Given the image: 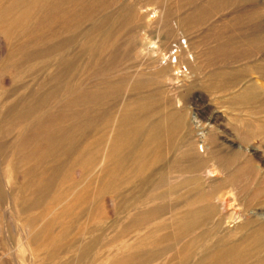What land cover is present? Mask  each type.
Masks as SVG:
<instances>
[{"label":"rangeland","instance_id":"rangeland-1","mask_svg":"<svg viewBox=\"0 0 264 264\" xmlns=\"http://www.w3.org/2000/svg\"><path fill=\"white\" fill-rule=\"evenodd\" d=\"M15 1L17 0H0V12L11 7V15L9 14L8 17L13 18L15 12L21 8L26 11L30 7V11L28 10L27 17L20 24L23 26L12 32L14 33L12 37L9 36L10 31L3 32L0 28V49H2L0 52V195L2 194V197L0 196V264L16 262L33 264L30 262L31 248L18 246L22 240L21 228L25 224L19 219L22 212L19 202L26 197V204L30 208L50 206L51 195L62 184L53 186L49 190L52 194L47 193L45 196V187H40L37 180H32L30 176L23 175L36 158L40 157L39 151L31 159L24 157L26 150L30 149L34 153L38 148V144L35 145L38 141L39 133L36 131L38 125H41L44 131L48 127L51 130L56 127L66 130L68 134L64 137V146L66 143L68 145V141L77 146L78 143L91 140L98 134L105 113L109 111L114 113L130 80L146 82L149 77L153 78L154 71L150 67L154 68L155 65L164 68V77L159 84L162 97L173 100L175 93H182L189 98L190 106L196 105L205 116L214 119L213 122L221 127V131H224L220 135L221 138L229 140L236 147L247 145L251 151H257L264 161V143L262 147L259 146L264 142V138L244 129L242 122L246 120L253 124L258 121L264 122V77L255 68L260 64L264 66V0H27L23 4L20 0L19 5ZM31 1L35 2L33 8V5H30L33 4ZM23 5L26 8H23ZM2 13H0L1 17ZM240 68H249L246 79L254 80L262 89L257 101L246 106L241 103H227L245 82L231 92L210 90L203 86L211 71L236 72ZM117 83L123 85V91L120 90L109 98L105 96L103 99L93 92L99 88L103 89V86L107 88L110 84ZM153 88L154 84L144 87L141 94H146ZM34 89L43 96L36 118L33 117L34 119L24 126L14 123L13 114L17 113L18 109L12 112L18 107L16 94L28 95L35 92ZM69 101L73 102L69 105ZM26 102L23 106L29 104V101ZM37 117H41L39 124L35 121ZM47 119H51L52 123H47ZM63 122L65 124H62ZM89 122H92V125H89ZM105 129L107 132L109 127ZM73 135H76L77 140ZM26 137L30 138L29 147L20 143ZM11 149H15L16 152L12 154L13 163L7 164L6 159L9 155L6 158L4 154L7 151L9 154ZM55 155L42 156V162L38 163L37 170L42 169L51 174L53 168L60 166L58 170L54 169L57 174L54 175L56 179L59 171L60 173L62 169L65 171L68 156ZM258 162L262 164V161ZM68 172L69 178H79L77 168L73 167ZM222 174L217 176L220 177ZM2 175L11 181L15 194L18 192L20 197L16 198L17 203L15 199L14 202L12 201V194H10L11 200L8 199V193L3 187ZM255 175L249 172L248 175H243V178L241 176L238 182L242 183L240 188L243 192H240L236 199L232 198L233 200L230 195L228 196L232 204H228L227 209L223 210V220L226 222H223L222 228L231 232L230 238L242 236L246 232L245 228L237 229L246 215L252 214L257 220L264 219V192L256 194L258 179ZM60 176L59 182L68 177L67 173ZM211 185H220L219 178ZM95 186L96 184L91 186L89 195L91 193H93L91 196L94 195ZM154 201L138 205L136 209L145 208ZM7 203L11 207L12 220L7 216L5 209ZM169 203L167 202L160 211V215L166 219L173 213L172 201ZM112 204L113 201L110 203L106 199H101L97 206L104 209L109 221L116 219L117 223L115 222L112 228V231H115L129 221L130 211L119 214L118 208V211L112 210L115 207ZM80 207L79 201L72 204L71 210L69 209L71 217L74 218V215L81 211ZM231 208H236L244 215L241 216L237 212L235 217L234 215L230 217ZM75 220L74 223H70L71 225L68 224L70 225L68 229L73 231L74 225L76 229L79 228ZM168 225L165 231L172 233L171 226ZM204 227L200 225L183 236H173L174 238L170 236V242L166 247L158 252L157 257L151 256V260L146 264H179V261L180 264L182 262L191 264L194 258L203 255V248L195 246L193 253L187 257L188 260L185 257V261L180 251L181 243ZM126 238L127 236L117 242L124 244ZM210 238L212 237L207 238L206 241H210ZM173 252L181 254L177 255ZM263 253L264 248L257 250L253 257L247 258V262L255 261L254 259ZM176 255L177 257L174 258ZM236 259V255H233L223 260L221 264H235Z\"/></svg>","mask_w":264,"mask_h":264},{"label":"bare ground","instance_id":"bare-ground-1","mask_svg":"<svg viewBox=\"0 0 264 264\" xmlns=\"http://www.w3.org/2000/svg\"><path fill=\"white\" fill-rule=\"evenodd\" d=\"M24 1L27 0H21V3L23 4ZM15 2H18L17 5H19L20 0ZM34 4L35 2L30 3L33 5L32 8ZM23 8L26 7L23 5ZM21 9L17 12L14 11L13 18L8 17L11 7L5 8L3 13L0 12L2 13L0 28L3 32L10 31V37L14 34L12 32L20 28L19 26H23L20 24L27 17L28 10L30 11V7L26 11ZM53 50L55 49L53 48ZM255 68L264 77V66L260 64ZM150 69L154 71V73L151 71L154 74L153 78L149 77L146 82L140 80L133 82V79L130 80L133 83L129 81L130 83L126 85L124 95L116 105L114 113H110V111L105 113L102 118L103 124L98 129L99 132L97 130L98 134L91 140L88 139L85 142L82 140L83 143H78L77 146L68 141L66 147L63 143L64 137L68 134H66V130L62 127L51 130L48 127L44 131L42 126L38 125L36 131L39 134L38 136L37 133L35 134V140L36 136L38 138L35 145L38 144V148L34 153L30 149H25L24 157L31 159L37 151L40 152V157L36 158L33 165L28 167L23 175L30 176L32 180H37L40 187H45V196L53 186H58V183L62 184L56 192L51 190V192H55L54 194L49 193L51 195L50 206L30 208L26 204L27 198H20L19 204L22 212L19 219L25 224H22V240L18 246L24 245L25 248H31L30 262L33 264H146L151 260V256L157 257L158 252L166 247L170 242V236L186 235L200 225L205 227L188 240L187 237V241L182 242L180 246L184 259L190 257L195 246H202L203 255L194 258L192 262L189 261L191 264H221L223 260L231 258L233 255L237 257L235 264H264V253L254 259L255 261L247 262L248 257L264 248V219L257 220L252 214L246 215L243 222L237 226V229L245 228L246 232L236 238H230L231 232L222 228L225 221L223 220V210L227 209L228 204H232L230 198L236 199L239 193L243 192L240 188L242 183L238 182L241 176L243 178V175L246 176L249 172L256 174L255 177L258 179V185L255 187L256 194L264 192V161L261 155L257 151H251L247 145L236 147L229 140L221 138L220 135L224 132L221 131V127L213 122L214 119L205 116L196 105L190 106L189 98L183 96L182 93H175L173 100L162 97L159 84L164 77V68L161 65H155ZM249 70V68H240L236 72L230 70L211 71L203 82V86L210 90L231 92L237 86L239 87V84L242 85L245 82L236 92L237 94L232 98L229 97L231 100L227 103H241L246 106L257 101L262 92L257 82L246 79ZM259 72L258 74H260ZM151 84H154V88L146 94H141L142 89ZM102 88L105 90L99 88L93 92L96 96L104 99L105 96L109 98L120 90L122 92L124 87L117 83ZM42 100L43 96L39 91L28 95L17 93L18 107L12 110L14 112L18 108L17 113L13 114L14 123L24 126L25 123L36 118ZM26 101H29V104L23 106ZM72 102L69 101L68 104L70 105ZM40 120L41 117H37L35 121H38L39 124ZM50 122L52 123V120L47 119V123ZM242 122L244 129L264 138V122L258 121L254 124L249 120ZM89 123L92 125V122ZM107 126L109 130L106 132ZM73 136L76 139V135ZM28 139L30 138L26 137L20 143L29 147L30 140ZM59 139L62 140L59 141ZM262 143L264 142H261L260 147H262ZM75 151L77 152L75 153ZM14 152H16L15 149H11L9 154L8 151L5 152L6 158L9 155V158L6 159L7 164L13 163L12 154ZM49 154L68 156L67 165L64 167L65 171L63 169L61 173L59 171L60 175L64 176L67 173L68 177L66 176L67 178L61 182H59L61 178L59 174L58 178H54L57 176L54 169L58 170L60 166L53 168L51 174L49 171L37 170L38 163L42 162V156L48 157ZM258 161H262V164ZM73 167L78 170V179L72 176L69 178L68 171ZM220 174H222L221 178L217 176ZM2 178L8 199L11 200L10 194H12V201L15 199L17 203L18 192L15 194L14 186L12 187L11 181L7 180L5 175H2ZM217 178L220 180V185H211ZM12 179L14 180V178ZM93 184L96 186L93 191L94 195L91 196L93 193L89 195V191ZM101 199H106L110 203L113 201L115 207L112 210H119V214L130 211L129 221L119 229L112 231L116 219L113 218L112 221H109L104 209L97 206ZM157 199L159 201L155 202L154 200ZM78 201L81 203L80 208L82 209L73 218L70 207ZM149 201L154 202L145 208L136 209L138 205L141 206ZM169 201H172L173 213L170 218L166 219L160 215V211ZM8 203L5 209L8 219L12 220V211ZM247 205L249 206V204ZM253 208L255 209V207ZM120 209L123 210L120 211ZM231 209L229 215L235 217L238 210ZM238 214L242 216L243 213L238 212ZM74 219L79 224L77 225L79 228L76 229L74 225L75 228L72 227L74 229L72 231L68 228L70 223H74ZM236 219H238L237 215ZM146 222L148 224H145ZM65 224L67 225L63 226ZM167 225L171 226L172 233L165 231ZM126 236L127 241H124V244L117 242ZM209 237H212L210 241H206ZM12 254H14L13 251Z\"/></svg>","mask_w":264,"mask_h":264}]
</instances>
